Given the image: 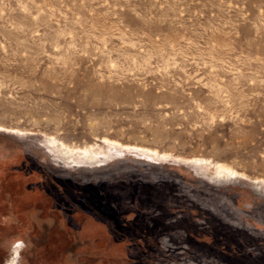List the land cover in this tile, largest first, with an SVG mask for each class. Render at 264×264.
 Returning <instances> with one entry per match:
<instances>
[{
	"label": "rangeland",
	"instance_id": "obj_1",
	"mask_svg": "<svg viewBox=\"0 0 264 264\" xmlns=\"http://www.w3.org/2000/svg\"><path fill=\"white\" fill-rule=\"evenodd\" d=\"M14 259L264 264V0H0Z\"/></svg>",
	"mask_w": 264,
	"mask_h": 264
},
{
	"label": "bare ground",
	"instance_id": "obj_2",
	"mask_svg": "<svg viewBox=\"0 0 264 264\" xmlns=\"http://www.w3.org/2000/svg\"><path fill=\"white\" fill-rule=\"evenodd\" d=\"M18 254V250H14V253H13V258H15V256Z\"/></svg>",
	"mask_w": 264,
	"mask_h": 264
},
{
	"label": "clouds",
	"instance_id": "obj_3",
	"mask_svg": "<svg viewBox=\"0 0 264 264\" xmlns=\"http://www.w3.org/2000/svg\"><path fill=\"white\" fill-rule=\"evenodd\" d=\"M9 264H15V259L13 261H10Z\"/></svg>",
	"mask_w": 264,
	"mask_h": 264
}]
</instances>
